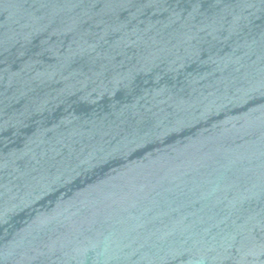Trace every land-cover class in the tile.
Wrapping results in <instances>:
<instances>
[{
    "label": "water",
    "instance_id": "95a60500",
    "mask_svg": "<svg viewBox=\"0 0 264 264\" xmlns=\"http://www.w3.org/2000/svg\"><path fill=\"white\" fill-rule=\"evenodd\" d=\"M0 264H264V0H0Z\"/></svg>",
    "mask_w": 264,
    "mask_h": 264
}]
</instances>
